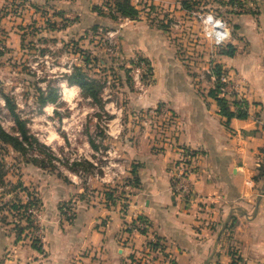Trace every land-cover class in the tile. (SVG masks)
I'll return each mask as SVG.
<instances>
[{
  "label": "crops",
  "instance_id": "obj_1",
  "mask_svg": "<svg viewBox=\"0 0 264 264\" xmlns=\"http://www.w3.org/2000/svg\"><path fill=\"white\" fill-rule=\"evenodd\" d=\"M130 2L139 11L144 6L145 13L151 6L181 10L176 0ZM251 2L258 8L253 16L240 15L229 30L226 46L234 48V55L216 56V64L235 81L232 99L248 105L245 119L228 123L208 95L211 83L203 91L201 84L178 76L181 66L170 59L172 45L163 27L151 25L142 12L136 20L120 19L111 26L122 53L131 61L140 57L154 74L144 93L128 96L131 110L108 112L107 148L117 159L113 177L81 184L75 176H43L41 171L35 197L48 208L43 246L38 251L4 237L0 257L9 253L6 257L14 261L0 264H150L148 243L155 242L161 248L154 255L165 264H264V0ZM101 3L0 0L2 54L5 48L14 54L21 50L24 13L31 23L38 21L39 4L57 10L53 16L70 18L74 22L66 32L72 27L79 33L104 24L92 10ZM154 111L167 119L160 133L150 125ZM187 152L193 169L190 200L174 195L170 185ZM120 180L130 183L122 189V200L102 193L107 183ZM69 202L72 216L66 218L61 209ZM136 219L147 222L146 231L130 228Z\"/></svg>",
  "mask_w": 264,
  "mask_h": 264
},
{
  "label": "rangeland",
  "instance_id": "obj_2",
  "mask_svg": "<svg viewBox=\"0 0 264 264\" xmlns=\"http://www.w3.org/2000/svg\"><path fill=\"white\" fill-rule=\"evenodd\" d=\"M101 1L96 7L100 8L102 16L93 12L100 21H105L104 24L96 30L91 28L79 33L72 27L66 32L69 23L74 22L70 18L53 16L57 10H47L39 4L38 21L31 23V19L24 13L21 50L17 54L6 48V55L0 52V56L4 57L0 59V126L9 135L17 136L15 124L1 97L6 95L36 142H31V147H25L23 153L0 145V241L10 237V241L15 238L26 247L43 246L44 212H47V207H42L41 199L37 198L39 190H35L39 187L36 181L41 171L45 173L43 176H75L81 184L88 183L89 179L94 181L98 176L106 180L113 177L112 165L117 159L107 148L110 145V139L105 133L107 115L114 109L123 112L131 110L128 96L137 97V94H141L134 80L135 61L144 60L137 57L132 62L120 50L117 35L114 34L112 38L108 36L111 26L118 25L120 19H110L111 14L105 8L102 9L104 0ZM176 1L180 3L179 11L169 12L168 9L151 6L145 13L143 5L140 11L147 14L145 18L151 21V25L166 30L172 45L170 59L174 58L181 66L178 68L181 71L178 76L191 78L196 84H201L200 87H204L201 88L203 91H207L211 87L208 82L212 87L216 82V56L228 41L221 47L213 46L203 28L201 17L212 14L225 22L228 30L232 31L235 19L240 15H248L244 19H250L249 16H253L258 8L251 0H247L251 5L240 0ZM72 19L77 18L72 16ZM0 47L4 51V47ZM145 71L148 74L146 84L152 85L154 74L148 65L145 64V68L143 66L138 78ZM208 71H212L213 75L207 74ZM76 72L82 73L94 83L97 101L85 98L77 86L67 84V78ZM50 90L56 91L57 100L43 108L40 97H46ZM156 111L154 113L157 116H152L150 125L155 133H160L167 119L160 117ZM137 121L136 125L141 127L142 120ZM127 182H109L106 184L109 186L106 188L108 191L102 193H109L114 196L113 199L118 197L122 200V189L130 184ZM70 207L71 202L62 206L64 216L63 209ZM33 210L39 212L35 218L31 213ZM160 248H157V252ZM7 255L9 253L0 257V263H4V259L13 260ZM161 260L160 257L155 264H165ZM166 264L170 262L166 261Z\"/></svg>",
  "mask_w": 264,
  "mask_h": 264
},
{
  "label": "trees",
  "instance_id": "obj_3",
  "mask_svg": "<svg viewBox=\"0 0 264 264\" xmlns=\"http://www.w3.org/2000/svg\"><path fill=\"white\" fill-rule=\"evenodd\" d=\"M103 8H105V10H107L108 13L111 14L109 18L113 21H116L118 19L136 20L138 19L141 12L135 9L134 6H132L130 0H104L102 9ZM92 10L100 17L103 14L99 7H94ZM98 28H101V26H96L93 28V30H96ZM221 50L222 51H220L219 55L226 57H232L235 52L232 46H226ZM220 73V66L216 65L214 68L216 82L213 89L208 92L209 97L215 101L219 110V115L223 117L227 123L232 119H245L247 117L248 107L246 102L235 99L229 100L221 96L222 85L218 81ZM66 82L69 86H77L81 90V93L85 98H88L94 102L97 101V92L94 83L86 79L82 75V73H74L71 77L67 78ZM1 97L4 102L5 109H7L13 123L15 124L17 136L9 135L0 126V142L9 145L14 151L18 153H23L25 147L32 146L33 143L31 144V142L36 143L35 139L29 135L25 123L16 114L15 105L11 102V100L6 95H2ZM56 100V91L50 90L46 97H43V95H41L40 104L42 107H44L46 104H54ZM90 147L92 149L94 148L91 144ZM13 209L17 210L15 207H13ZM1 211L2 210L0 209V212ZM148 246L150 250H153V252L157 250V248L159 249L161 247V245H159V243L157 242L148 243ZM35 248L37 247H34V249ZM36 250L39 251L40 247Z\"/></svg>",
  "mask_w": 264,
  "mask_h": 264
},
{
  "label": "built area",
  "instance_id": "obj_4",
  "mask_svg": "<svg viewBox=\"0 0 264 264\" xmlns=\"http://www.w3.org/2000/svg\"><path fill=\"white\" fill-rule=\"evenodd\" d=\"M201 22L213 46L221 47L228 41L230 37L229 30H228L226 23L223 22L221 19L216 18L212 14H206L201 17ZM114 34L116 33L110 32L108 33V36L112 38ZM0 52H3L2 48H0ZM136 61H135L136 74H135L134 80L139 87V91L142 94L146 91V89L150 85L146 84V75H148L146 72L147 70L145 71L146 73L144 72V74L141 75L140 78H138L140 71L143 70V66L145 68L146 63L143 62L142 60L137 61V62ZM207 74H210L212 76L213 72L208 71ZM218 81L222 85L221 96L227 99H232L234 94H231V92L232 91L234 92V88H236L234 79L232 77H229L225 71L221 70ZM191 158H192L191 153H188V152L185 153V156H183V158L179 162L180 164L178 166V170L172 176L171 181H170L171 190L173 194L181 197L184 200H190L193 194L192 189H191V184H190V178L192 176V171H193L192 166H190ZM63 212L67 218H71L72 216L71 209L64 208ZM31 213L33 215V218H35L39 214L38 210H33L31 211ZM33 224L35 225V219H34ZM147 227H148L147 222L143 219H140V220L136 219L130 225V228L137 232H144L147 230ZM153 256L148 259L149 260L148 262L150 264H152V262H155L157 260V257L154 254Z\"/></svg>",
  "mask_w": 264,
  "mask_h": 264
}]
</instances>
